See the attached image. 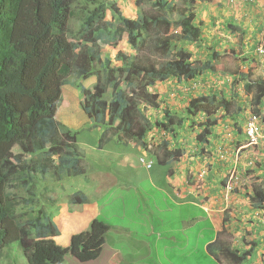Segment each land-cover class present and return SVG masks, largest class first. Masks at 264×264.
<instances>
[{
  "label": "trees",
  "instance_id": "trees-1",
  "mask_svg": "<svg viewBox=\"0 0 264 264\" xmlns=\"http://www.w3.org/2000/svg\"><path fill=\"white\" fill-rule=\"evenodd\" d=\"M198 3V0H136L135 19L112 13V20H108L106 12L115 6L107 0H0V258L3 249L12 242L19 241L29 249L34 245L32 236L59 235L53 222L57 211L47 200H41V186L47 182L63 185L64 180L82 175L85 170L80 167L78 155L79 132L61 129L56 113L62 101V87L69 84V78L90 77L86 70L76 68L77 63L95 66L103 58L99 42L117 45L126 35L136 54L121 66H111L110 59H104V67L91 75L96 76V83L92 88H81L83 112L95 127L113 125L116 132L130 136L139 145H147V136L153 130L161 131L164 138L159 149L163 152L157 157L160 168H168L172 161L185 155L180 144L169 146L171 138L177 143L178 131L180 135L184 128L191 127L186 121L192 124L194 118L205 115L208 125L197 135V142L208 147L211 146L208 136L219 120L212 118L216 109L229 116L241 111L216 94L201 95L191 99L185 119L166 108L160 109L157 95L148 91L156 82L171 78L193 82L215 70L212 60H192V53L183 48L162 63L150 60L145 52L163 51L166 55L173 42H198L203 28L194 11ZM72 20L80 21L77 31L71 27ZM244 89L252 93L254 105L260 108L264 81L249 80ZM142 103L156 108L160 117L152 121L145 116L140 108ZM29 143L33 146L29 159L18 160L20 163L11 159V153L17 149L27 153ZM61 147L65 151L55 162L54 156ZM20 188L24 195L18 199L14 195ZM248 198L255 209L264 210L262 188H253ZM67 202L79 206L89 200L84 193L77 192ZM49 207L53 208L51 213L46 210ZM110 229L103 218L97 217L86 231L72 237L67 249L52 240L36 245L32 263L63 264L67 253L80 262L95 261L103 252ZM206 241L207 238L203 242ZM247 246L248 249L240 250L214 242L207 250L217 259L216 264H244L257 243L250 242ZM200 248L209 262L206 264H210V258ZM262 260L264 263V255Z\"/></svg>",
  "mask_w": 264,
  "mask_h": 264
},
{
  "label": "rangeland",
  "instance_id": "rangeland-1",
  "mask_svg": "<svg viewBox=\"0 0 264 264\" xmlns=\"http://www.w3.org/2000/svg\"><path fill=\"white\" fill-rule=\"evenodd\" d=\"M198 1V5L194 6L196 20L203 22L202 36L198 42H173L166 55L163 54V51L160 54L152 50L145 52L150 60L157 63L169 60L180 48L192 53V60L195 61L204 62L217 56L214 60L215 70L202 77L196 83L195 89L185 86V81L171 78L165 82H156L155 85L148 88V91L157 95L160 109L166 108L170 113L185 119L187 118L190 100L201 94L216 93L217 96H220L219 98L230 100L235 110L241 108L238 114L230 116L224 115L222 109H216L212 118H219V120L218 124L212 127V133L208 136L211 146L205 147L203 143L197 142V135L208 125L205 115H200L193 119L192 124L190 121H186V125L191 127L184 128L180 135L178 131L177 143L171 138L169 147L174 148L180 144L185 149V155L179 161L180 174L186 179L185 185L196 187L200 199L202 197L208 203H212L214 200L215 203L213 204L217 210H223L219 212H224L223 216L225 217V228L221 232V240L240 250L248 249V243L256 242L257 247L253 256L244 264H264L262 260L264 255V212L253 209L250 200L246 198L253 186L264 189V102L258 108L259 113H257V108H255L252 100V93H247L244 89L247 81L264 79V0H255L256 11L254 12L250 5L254 0H226V4L222 3L223 0ZM107 2L115 6L112 10L108 9V19L112 18V13H120L128 18L137 17L136 0H107ZM71 27L77 31L80 27V21L72 20ZM161 44L163 45V43ZM101 45L102 53L110 59L111 66H121L128 58L136 54L126 39L117 45ZM81 67H85L88 72L93 70L92 74H94L100 71L103 66L101 62H98L94 67L80 64L76 66L77 69ZM76 80V77H71V81L76 82ZM96 81L97 78L93 76L83 80L81 88L92 87ZM81 88L73 84H68L63 88V100L59 105L56 121L61 129L79 132L81 144L78 155L80 156V166L84 170L88 169L87 171L90 172L89 160L93 162L96 160L100 163L99 169L100 167H108V169L116 170L121 174H127L132 180L130 186L139 187L136 190L123 186L124 184L121 183V189L99 197L98 201L99 205L103 206L101 218L107 223H121L131 228L134 221L138 231H142L140 223L143 221V217L135 214L136 206L139 201H143L141 198L146 194L155 198L160 195L155 190V186L164 184L168 168L165 170L160 167L153 168L160 175L150 177L152 170L145 166L149 160L142 150L135 145L137 141L130 136L116 132L112 128L113 125L111 128L104 126L102 129H98L91 126L90 129H87L92 123L81 107ZM107 97H111L110 91L107 93ZM140 108L145 116L152 118V121L161 115L160 112L156 111V108L144 103ZM252 114H256L259 120L257 144H251L245 132L246 123ZM225 126L232 130L231 135L225 134ZM100 137L102 138L100 143L102 147L94 148L91 143L99 144ZM147 138L150 148L145 149V151L156 156L158 153L157 146L164 138V134L155 129L148 134ZM32 147V144L29 143L28 152L20 154V159L13 154L11 158L18 163L29 159L33 151ZM220 147L226 151L225 161H220L217 158ZM64 151L62 147L58 149V155L54 156L55 162H58L57 157ZM133 153L138 157L127 158L125 156H130ZM141 158L145 160V163L141 162ZM110 159L113 161L111 162ZM173 165L174 163L171 168ZM99 169L97 170L99 171ZM89 178L91 177H87L85 180V187L88 185L92 187V181L88 180ZM119 181L124 180L119 179ZM47 183L40 192L41 200H47L50 205L55 204L54 207L64 203L63 201L67 200L68 192L54 183L51 184L52 182ZM229 184H231L230 190L227 188ZM77 185L74 186L75 189L81 188V182H78ZM18 192L14 197L19 199L18 196H23L24 192L21 188L18 189ZM58 200L61 201L58 202ZM202 209L205 210L201 206L198 209L199 216H205L202 219H206L208 214ZM196 211L197 208L191 205L176 208L174 213L167 214L169 218L166 229H175L179 232L181 229L180 216L183 215L186 219V216L195 214ZM171 218L177 219L172 220ZM123 219L125 220L122 222ZM203 226V223L199 226L194 225L187 232H185L184 227V233L194 238L195 243L198 235L197 227L202 228ZM207 234L201 235L203 241L207 238ZM170 245L174 246V244ZM192 246L190 244L185 248L188 254V257H185V262L206 264L207 260L202 252L196 254L191 249ZM14 247L18 250L19 245L15 244ZM19 264L33 263L27 261L23 254ZM64 264H89V262H80L70 257Z\"/></svg>",
  "mask_w": 264,
  "mask_h": 264
},
{
  "label": "crops",
  "instance_id": "crops-1",
  "mask_svg": "<svg viewBox=\"0 0 264 264\" xmlns=\"http://www.w3.org/2000/svg\"><path fill=\"white\" fill-rule=\"evenodd\" d=\"M252 2L253 3L250 5L254 12L256 11V1L254 0ZM222 3L226 4V0H223ZM80 97L82 99L81 94ZM92 125H90V127ZM90 127L87 129H90ZM80 144L79 142V146ZM91 144L94 148L97 147L94 143ZM125 156L127 158L136 157V155ZM91 161L92 160H89L90 172L87 171L88 169H85L84 174L67 178L64 180L63 185L57 184L59 188L68 192V197L71 194L80 192L84 193L89 200L88 203L79 206L69 205L67 201H63L64 203L55 206L58 212L53 220L59 230V235L54 237V241L63 248H67L70 245L73 235L87 230L95 218L102 217L101 212L103 206L99 205V197L107 195L112 191L115 192L117 189H121L120 186L122 184L129 188L139 189V187L130 186V181L132 180L129 175L121 174L116 170L108 169V167H100L99 169L100 163L96 160L94 162ZM110 161L112 162L113 160L110 159ZM97 169H99V171ZM151 170L150 177L160 175L156 170ZM87 177H91L88 180L92 181V187L89 185L86 187L84 186ZM119 179L124 181L121 182ZM78 182H81V188L75 189L74 186H78ZM163 183V185L155 186V190L160 193L158 197L155 198L146 194L141 198L143 201H139L136 206L135 214L143 217V221L140 223L142 231H138L134 221L132 222L131 228L121 223H108L111 229L107 234L103 252L98 259L89 262V264H191L189 261L185 262V257H188L187 249L185 248L190 244L193 245L191 249H193L196 254L200 252L201 246L202 251L210 258V264H216L214 263L215 260L213 257L210 256L206 250L209 242L215 237H212L202 244L199 235H202V233L200 232V228L197 227L198 235L194 243V238L184 233V227L185 232H187L192 226H199L205 221H211L213 230L216 232L217 229L220 228V221L218 222L216 218L212 216L215 210L211 208L208 211L207 206L200 202V197L198 195L199 191L195 190V188L190 190L185 189V187L182 186L178 173L169 176L166 172ZM92 188L93 190L91 191ZM143 202L145 203L144 206ZM184 205L196 207V213L190 214L191 216H186V219L183 215L180 216L181 229L179 232L175 231V229L167 230L166 225L169 218L167 214L174 213L176 208L183 207ZM200 206L204 208L205 212L208 214L206 219H202L205 216H199L198 209H200ZM124 220L125 219H123L122 222ZM170 244H174V246ZM23 254L26 260L29 261L31 257L30 252L28 253L20 246L18 250L14 248L11 253V260L13 263L19 264L20 257ZM69 257L70 256L67 258L70 259ZM5 261L6 264H9L7 260Z\"/></svg>",
  "mask_w": 264,
  "mask_h": 264
},
{
  "label": "clouds",
  "instance_id": "clouds-1",
  "mask_svg": "<svg viewBox=\"0 0 264 264\" xmlns=\"http://www.w3.org/2000/svg\"><path fill=\"white\" fill-rule=\"evenodd\" d=\"M107 11H109V10H107ZM106 16H107V12H106ZM123 16V15H122ZM113 17V16H112ZM124 17H126V16H124ZM128 18V17H127ZM136 18V17H135ZM135 18H130V19H135ZM108 19V18H107ZM108 20H112V18L111 19H108ZM124 39H126V41H127V38H126V35L123 37V39L122 40H124ZM121 40V41H122ZM120 41V42H121ZM128 42V41H127ZM100 43V45L101 44H103V43H101V42H99ZM129 43V42H128ZM106 45H108V44H106ZM102 46V45H101ZM258 49H260V48H258ZM261 51V50H260ZM103 54V53H102ZM216 54V53H215ZM106 58V56H104L103 55V58L101 59V60H99L98 62H101L102 63V66L104 67V65H103V62H104V59ZM209 60H212L213 61V63L215 64V62H214V60L215 59H209ZM77 64H80V65H83V66H89V65H84V64H81V63H77ZM96 65V64H95ZM118 66V65H117ZM92 67H94V66H92ZM214 68H215V65H214ZM80 69H83V70H86V68L85 67H81ZM93 71V70H92ZM92 71H87V73H89L90 75V77H91V75H92ZM211 72H213V71H208V73H211ZM207 74V73H206ZM206 74H204L203 76H200V77H197L193 82H186L185 80V82L186 83H184V85L185 86H188V87H190L191 89H195V86H196V83L202 78V77H204ZM71 77H76V75H72ZM71 77L69 78V84H73L74 86H76V87H79V88H81V86H82V81L84 80L82 77H76L77 78V80H76V82H73V81H71ZM89 77V78H90ZM93 77H95L96 78V76L95 75H93ZM178 79V78H177ZM179 80V79H178ZM253 80H256V79H253ZM259 80H263L264 81V79H260L259 78ZM251 81V80H250ZM165 82V81H164ZM68 85V84H67ZM155 85V84H154ZM192 85H194V87H191ZM66 85H64L63 87H62V93H63V88L65 87ZM89 88H92V87H89ZM150 88V87H149ZM81 93H82V89H81ZM212 94H216V93H212ZM63 95V94H62ZM201 95H210V94H201ZM201 95H199V96H201ZM217 97H220V96H217ZM193 99V98H192ZM62 100H63V96H62ZM84 100V96H83V93H82V100H81V102ZM191 101V100H190ZM62 102V101H61ZM263 102H264V100H263ZM262 102V103H263ZM61 104V103H60ZM59 104V105H60ZM261 107V106H260ZM58 108H59V106H58ZM255 108H257L256 106H255ZM259 108V107H258ZM257 108V109H258ZM57 111H58V109H57ZM57 114V113H56ZM92 123V122H91ZM251 123H254L253 125H254V127L256 128V131H255V141L249 136V134H248V132H249V130H250V125H251ZM93 124V123H92ZM247 125H246V127H245V132H246V135H247V138H248V140H249V142L251 143V144H257L258 143V139H259V133H258V124H259V120H258V117H257V115L256 114H252L251 116H250V120L246 123ZM92 126H94V124L92 125ZM91 128V127H90ZM98 129H102V128H98ZM224 129V128H223ZM232 130L231 129H229V127H227V126H225V134H227V135H231L230 134V132H231ZM100 139H101V137H100ZM100 139H99V144H97V147H102V145L100 144L101 142H100ZM147 143V145H139L137 142L135 143V145H137L138 146V149L140 148L141 150H142V152L144 153V155L148 158V162H146L145 163V160L143 159V158H141V162L142 163H145V166L147 167V169H153V168H156V167H159V164H158V160H157V157L158 156H161V154H162V150L161 149H159V145L157 146V148H158V153L156 154V156H153V155H150L149 153H147L146 151H145V149H149L150 148V145H149V140L146 142ZM77 147H78V151H79V149H80V146H79V140H78V144H77ZM96 147V148H97ZM145 147V148H144ZM15 155V157H17L18 159H20V157H19V155L20 154H24V152H21V151H19L18 149L15 151V152H12L11 153V155ZM25 154H26V152H25ZM11 155H10V157H11ZM132 155H136L135 153H133ZM226 151H225V149L223 148V147H220V150L217 152V158L220 160V161H225L226 160ZM137 157H138V155H136ZM11 159H13V158H11ZM182 159V158H181ZM180 159V160H181ZM14 160V159H13ZM79 160H80V157H79ZM179 160V161H180ZM179 161H172L171 163H170V166L168 167V171H167V174L170 176H172V175H174L175 173H178L179 174V176H180V181H181V183H182V186H184L185 187V189H187V190H190V189H193V188H195V190H197V188L196 187H189V186H186L185 185V182H186V179H185V177L183 176V175H181L180 174V170H179V168L181 167V166H179L180 165V163H179ZM174 163V165L172 166L173 168H171V165ZM81 167V166H80ZM82 168V167H81ZM83 169V168H82ZM157 169H160V168H157ZM161 169H163V170H165V168H161ZM55 185H57L56 183H55ZM45 185H43V186H41V191H42V189H43V187H44ZM255 187H259V186H253L252 187V190H251V192L249 193V194H251L252 193V191H253V188H255ZM229 190L231 189V184H229V186L227 187ZM259 188H261V187H259ZM37 189H39L38 187H37ZM263 189V188H262ZM264 190V189H263ZM198 191V190H197ZM77 193V192H76ZM248 194V195H249ZM198 195H199V192H198ZM248 195L246 196V198L247 199H249L248 198ZM71 196V195H70ZM200 197V196H199ZM69 198V197H68ZM67 198V199H68ZM250 200V199H249ZM67 201V200H66ZM213 202L212 203H208L207 202V200H205L204 198H202L201 197V199H200V202L201 203H203V204H205L206 206H207V208H208V211L212 208V210H215V213H214V215H212V216H214V218H216V220L217 221H220V228L219 229H217V231L215 232L214 230H213V227H212V223H211V221H205V222H202L203 224H204V226L202 227V228H200V232L202 233V235L203 234H205V233H208L207 234V241L209 240V239H211L212 237H215L214 239H212L210 242H209V244L210 243H214V242H216V244H217V242H218V245H220L221 243H224V244H226L227 242H225V241H222L221 240V238H220V235H221V232H223L224 231V228H225V225H224V219H225V217L223 216V213L224 212H222V213H219L220 211H223V210H217V207L213 204V203H215V201L214 200H212ZM212 204V205H211ZM250 204H251V201H250ZM50 205V204H49ZM55 205V204H54ZM251 206H252V208L253 209H255L254 207H253V205L251 204ZM57 208H54V210H56ZM226 209V208H225ZM46 210H47V212H49V213H51L53 210H52V208L50 209V207L49 208H46ZM203 210V209H202ZM255 210H259V209H255ZM57 211V210H56ZM203 211H205V210H203ZM260 211H263L264 212V210H260ZM58 212V211H57ZM55 215L56 214H54V217H55ZM54 217H53V219H54ZM53 222H54V220H53ZM55 223V222H54ZM86 231V230H85ZM81 233V232H80ZM76 235V234H75ZM200 235V239H201V243L203 244L204 242H203V240H202V237H201V234H199ZM58 236V235H57ZM74 236V235H73ZM72 236V237H73ZM54 237H56V236H48V237H46V238H37V237H35V236H32V237H30V238H33L34 239V245H33V247L32 248H29V249H26V248H24L23 246H22V244L19 242V241H16V242H12L9 246H7V247H5L4 249H3V251H2V254H1V258H0V264H6V261L5 260H7L8 261V263L9 264H14L13 263V261L11 260V253L13 252V250H14V245L15 244H18L23 250H25V251H27L28 253H29V251H30V253L32 254L33 253V251H34V249L37 247L36 245H41V244H43V243H45V242H47V241H54ZM72 239V238H71ZM54 243H56L55 241H54ZM70 243H71V241H70ZM57 244V243H56ZM208 244V245H209ZM58 245V244H57ZM208 245H207V247H208ZM59 246V245H58ZM61 247V246H60ZM70 247V245L67 247V248H69ZM207 247H206V250H207ZM61 248H63V247H61ZM67 248H64V249H67ZM216 249H217V246H216ZM207 252H208V250H207ZM209 253V252H208ZM254 254V253H253ZM210 255V254H209ZM68 256H70L71 258H72V256L70 255V254H66L65 255V261H64V263L68 260L67 259V257ZM211 256V255H210ZM253 256V255H252ZM251 256V257H252ZM69 257V258H70ZM213 257V256H212ZM215 257H218L216 254H215ZM251 257H249L248 259H250ZM74 259V258H73ZM213 259H214V257H213ZM247 259V260H248ZM215 261L217 260L216 258L214 259ZM30 261H32V259H31V257H30V259H29V262ZM217 262V261H216ZM63 263V264H64ZM219 264H225V263H219Z\"/></svg>",
  "mask_w": 264,
  "mask_h": 264
},
{
  "label": "built area",
  "instance_id": "built-area-1",
  "mask_svg": "<svg viewBox=\"0 0 264 264\" xmlns=\"http://www.w3.org/2000/svg\"><path fill=\"white\" fill-rule=\"evenodd\" d=\"M254 123H251V125H250V130H249V132H248V134H249V136L255 141V131H256V128L254 127V125H253Z\"/></svg>",
  "mask_w": 264,
  "mask_h": 264
}]
</instances>
